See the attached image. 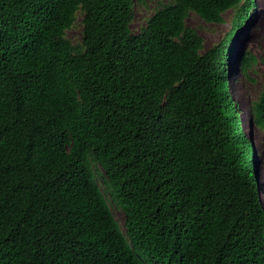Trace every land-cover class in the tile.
<instances>
[{
  "label": "trees",
  "instance_id": "trees-1",
  "mask_svg": "<svg viewBox=\"0 0 264 264\" xmlns=\"http://www.w3.org/2000/svg\"><path fill=\"white\" fill-rule=\"evenodd\" d=\"M137 1L0 0V264H264L229 63L256 0H172L134 32ZM229 9L204 49L188 15ZM250 112L264 134V87Z\"/></svg>",
  "mask_w": 264,
  "mask_h": 264
},
{
  "label": "rangeland",
  "instance_id": "rangeland-1",
  "mask_svg": "<svg viewBox=\"0 0 264 264\" xmlns=\"http://www.w3.org/2000/svg\"><path fill=\"white\" fill-rule=\"evenodd\" d=\"M172 0H143L135 4V17L131 23L132 31L140 32L146 25L148 18L155 11ZM234 9L223 13L224 21L209 23L191 12L186 23L194 28L202 37L204 49L218 43L229 31L232 24ZM82 13H78L76 23L67 30L66 36L74 44L82 40ZM248 53L253 56L250 66L246 70L241 68L242 54ZM231 88L239 103V107L245 116L247 128L251 130L255 144L257 170L259 176V191L261 202L264 207V134L258 131L252 122L250 102L257 99L264 87V0H256V11L245 26L238 32L233 53L230 57ZM101 187L105 190V184L100 179ZM111 209L121 225H124L125 215L121 208L111 204Z\"/></svg>",
  "mask_w": 264,
  "mask_h": 264
}]
</instances>
